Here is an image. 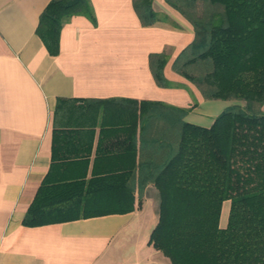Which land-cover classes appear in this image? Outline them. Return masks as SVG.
<instances>
[{
    "label": "crops",
    "instance_id": "0c3cea01",
    "mask_svg": "<svg viewBox=\"0 0 264 264\" xmlns=\"http://www.w3.org/2000/svg\"><path fill=\"white\" fill-rule=\"evenodd\" d=\"M50 1L0 0V264H171L148 243L158 192L151 183L137 189L138 154L152 147L139 142L133 102L159 103L166 113L144 138L159 135L169 119L178 127L180 108H191L186 122L209 127L235 102L205 98L174 70L176 60L179 67L192 57L195 33L165 0H152L158 20L151 25H142L133 0H89L95 23L72 16L56 55L36 33ZM151 54L165 56L170 86L156 84ZM58 99L86 101L56 108ZM46 176L88 187L80 197L98 211L123 209L131 199L133 209L24 226Z\"/></svg>",
    "mask_w": 264,
    "mask_h": 264
},
{
    "label": "trees",
    "instance_id": "16d2710c",
    "mask_svg": "<svg viewBox=\"0 0 264 264\" xmlns=\"http://www.w3.org/2000/svg\"><path fill=\"white\" fill-rule=\"evenodd\" d=\"M152 0H133L142 25L158 20ZM190 22L195 39L192 57L175 71L205 98L231 100L209 127L184 120L189 109L164 124L155 102H133L139 116L138 139L151 152L138 154V192L151 183L158 192V219L148 243L171 264H264V0H165ZM200 5V10L198 6ZM93 24L89 0H51L42 11L36 33L50 55L58 54L59 32L72 16ZM163 54H151L149 65L158 86H170L162 74ZM196 71L190 73L188 67ZM86 100L58 99L62 104ZM110 100L95 101L103 103ZM89 102V101H88ZM243 102L244 104H241ZM170 114V113H169ZM111 184L112 180H101ZM111 182V183H110ZM128 189V188H126ZM133 188H131V191ZM80 182L53 183L47 176L26 210L22 225L41 226L120 210H96ZM229 201L225 227L219 219Z\"/></svg>",
    "mask_w": 264,
    "mask_h": 264
},
{
    "label": "rangeland",
    "instance_id": "374dc122",
    "mask_svg": "<svg viewBox=\"0 0 264 264\" xmlns=\"http://www.w3.org/2000/svg\"><path fill=\"white\" fill-rule=\"evenodd\" d=\"M241 104H244V103L241 102ZM262 111L264 112V105L262 106ZM228 212H229V201H225V202H223L222 207H221V213H220V219H219L220 227H225L227 217H228ZM154 250H156V249H154ZM156 251L160 252V254L164 258L169 260V258L166 255H164L161 251H159V250H156ZM169 262H170V260H169Z\"/></svg>",
    "mask_w": 264,
    "mask_h": 264
}]
</instances>
